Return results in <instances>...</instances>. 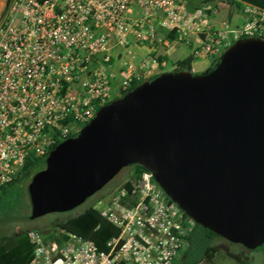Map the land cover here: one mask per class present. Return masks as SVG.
Masks as SVG:
<instances>
[{"label": "built area", "instance_id": "2783aa9c", "mask_svg": "<svg viewBox=\"0 0 264 264\" xmlns=\"http://www.w3.org/2000/svg\"><path fill=\"white\" fill-rule=\"evenodd\" d=\"M194 1L9 0L0 20V187L21 173L29 157L48 155L79 132L134 81L163 72L176 43L187 45L195 59L213 60L237 39H264V7L241 1L242 21L218 27L211 22L217 6H192ZM131 45L146 54L137 60ZM129 181V190L120 185L97 208L119 229L108 250L64 230L58 242L28 229L33 249L27 264L178 261L194 220L149 170Z\"/></svg>", "mask_w": 264, "mask_h": 264}, {"label": "water", "instance_id": "95a60500", "mask_svg": "<svg viewBox=\"0 0 264 264\" xmlns=\"http://www.w3.org/2000/svg\"><path fill=\"white\" fill-rule=\"evenodd\" d=\"M133 164L195 223L264 244V39H237L202 72L163 71L101 106L32 175L29 218L74 209Z\"/></svg>", "mask_w": 264, "mask_h": 264}, {"label": "trees", "instance_id": "16d2710c", "mask_svg": "<svg viewBox=\"0 0 264 264\" xmlns=\"http://www.w3.org/2000/svg\"><path fill=\"white\" fill-rule=\"evenodd\" d=\"M211 1L214 0H196L192 2L191 5L200 6ZM240 1H248L264 7V0H229L230 3L236 4V6H239ZM163 34L170 39H174V34L172 32L163 31ZM193 59L195 58L190 54L183 59L176 60L172 70L191 71V62ZM217 59L218 57L214 58L209 67L213 66ZM154 77L155 76L148 80ZM140 83H142V81H134L131 90ZM77 134L78 132L73 133L69 135V137H74ZM46 156L47 154L43 157H29L21 173L10 183L0 187V207L10 206V199L13 196V188L16 183L26 174H30L31 179L35 172L45 166ZM129 167L131 168L132 179L137 177L138 173L145 169L139 164H133ZM120 185H124L127 190L131 188L129 179ZM64 213L65 212L50 213L51 216L55 218L54 226H52L51 229L46 231L36 229L41 232L45 240L62 241L65 238V235L62 233V230H64L92 241L100 250H108V242L119 234V229L104 218L99 210L92 205L85 207L76 214L66 213L67 215H65ZM218 237L220 236L212 230L194 222L185 238L187 240V247L184 253L178 261L171 264H213L214 258L218 252L217 247L214 245V241ZM32 249L33 246L27 236V230H20L11 235H0V264H27L31 259ZM254 251H259L261 253L262 262L264 264V244L254 249ZM116 264L123 263L116 262ZM236 264L251 263L246 257H242Z\"/></svg>", "mask_w": 264, "mask_h": 264}, {"label": "rangeland", "instance_id": "374dc122", "mask_svg": "<svg viewBox=\"0 0 264 264\" xmlns=\"http://www.w3.org/2000/svg\"><path fill=\"white\" fill-rule=\"evenodd\" d=\"M225 1L230 4L229 0ZM8 3L9 0H0V20L5 13ZM130 48L133 50V47ZM114 94L115 92H113V95ZM130 178L131 168L126 166L122 168L101 190L64 214H76L89 205L99 208L102 200L107 199L120 184ZM29 181L30 174L22 176L13 188V196L10 199V206L0 207V235H11L20 230L34 228L46 231L54 226L55 218L51 216V214H46L34 219L29 218L31 208L26 191ZM214 245L217 247L218 252L214 258L213 264H236V262L242 257H246L251 264H263L262 256L259 251L249 250L241 244L232 243L222 237H218L215 239Z\"/></svg>", "mask_w": 264, "mask_h": 264}, {"label": "crops", "instance_id": "0c3cea01", "mask_svg": "<svg viewBox=\"0 0 264 264\" xmlns=\"http://www.w3.org/2000/svg\"><path fill=\"white\" fill-rule=\"evenodd\" d=\"M240 2L239 6H236V4H232L230 2V4H228L225 0H214L211 2H207L217 6V12L211 15V22L218 27H224L225 24L228 25V27H233L239 24L243 18L240 9ZM131 47H133V50L136 53L137 60H139L146 54V49L144 47H138L136 45H131ZM157 53L161 58L164 56L162 55L163 49L161 47H158ZM189 55L190 49L187 45H185L184 43H176L167 55L169 65L164 68V71L172 70L176 60L183 59ZM211 61V59L203 58L193 59V61L191 62V71L193 73L202 72L210 66Z\"/></svg>", "mask_w": 264, "mask_h": 264}]
</instances>
